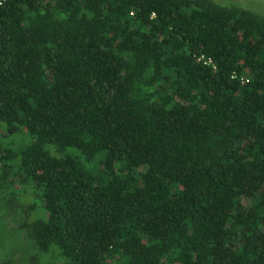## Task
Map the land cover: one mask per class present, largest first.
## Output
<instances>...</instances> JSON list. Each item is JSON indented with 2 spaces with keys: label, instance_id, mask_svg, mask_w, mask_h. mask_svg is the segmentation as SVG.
Instances as JSON below:
<instances>
[{
  "label": "trees",
  "instance_id": "obj_1",
  "mask_svg": "<svg viewBox=\"0 0 264 264\" xmlns=\"http://www.w3.org/2000/svg\"><path fill=\"white\" fill-rule=\"evenodd\" d=\"M2 183L0 264H264V10L0 0Z\"/></svg>",
  "mask_w": 264,
  "mask_h": 264
},
{
  "label": "rangeland",
  "instance_id": "obj_2",
  "mask_svg": "<svg viewBox=\"0 0 264 264\" xmlns=\"http://www.w3.org/2000/svg\"><path fill=\"white\" fill-rule=\"evenodd\" d=\"M221 2H225L227 0H220ZM232 0H228V2H230ZM233 1H236V0H233ZM248 1L250 4H253L251 6H253L252 8L253 9H264V0H246ZM0 192L2 195L4 196H10V194L13 192V190H11V187L9 185H6L5 183H2L0 184ZM0 229H1V226H0ZM2 237L0 235V246L2 245V249H8V246L5 245L4 243H2ZM18 242H22V241H13L11 240V245H12V248H11V252L9 251V254L11 256V259H12V264H19L20 262V259L21 257L23 258L22 256V253L24 252V250H17L16 248V245Z\"/></svg>",
  "mask_w": 264,
  "mask_h": 264
},
{
  "label": "flooded vegetation",
  "instance_id": "obj_3",
  "mask_svg": "<svg viewBox=\"0 0 264 264\" xmlns=\"http://www.w3.org/2000/svg\"><path fill=\"white\" fill-rule=\"evenodd\" d=\"M226 2H228V0L226 1ZM231 2V1H230ZM232 2H234V3H237L239 6H247V7H250V8H252L253 6H251V5H253V4H250L248 1H246V0H236V1H233L232 0ZM264 10V9H263Z\"/></svg>",
  "mask_w": 264,
  "mask_h": 264
}]
</instances>
